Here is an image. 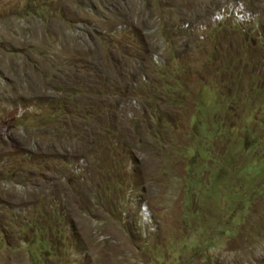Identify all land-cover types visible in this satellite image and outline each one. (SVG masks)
<instances>
[{"label":"rangeland","instance_id":"374dc122","mask_svg":"<svg viewBox=\"0 0 264 264\" xmlns=\"http://www.w3.org/2000/svg\"><path fill=\"white\" fill-rule=\"evenodd\" d=\"M0 264H264V0H0Z\"/></svg>","mask_w":264,"mask_h":264},{"label":"trees","instance_id":"16d2710c","mask_svg":"<svg viewBox=\"0 0 264 264\" xmlns=\"http://www.w3.org/2000/svg\"><path fill=\"white\" fill-rule=\"evenodd\" d=\"M62 125H63L62 130L64 129V131H67V130H68L67 125H64L63 123H62ZM62 125H61V127H62ZM68 132H71V131H68ZM68 132H64L63 135L67 137V133H68ZM70 137H71L72 139H73V138H78V135L74 134V130H72V134H70Z\"/></svg>","mask_w":264,"mask_h":264}]
</instances>
